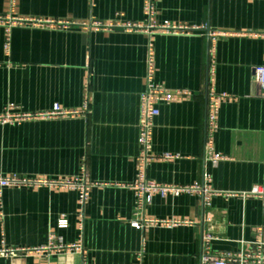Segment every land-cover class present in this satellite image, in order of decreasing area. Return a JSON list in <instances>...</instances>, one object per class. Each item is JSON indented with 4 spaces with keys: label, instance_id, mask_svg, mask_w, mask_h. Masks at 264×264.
<instances>
[{
    "label": "crops",
    "instance_id": "1",
    "mask_svg": "<svg viewBox=\"0 0 264 264\" xmlns=\"http://www.w3.org/2000/svg\"><path fill=\"white\" fill-rule=\"evenodd\" d=\"M158 22L198 28L155 35L90 24L141 23L144 0H0V116L48 114L55 106L78 113L0 124V174L91 184L84 208L87 264H201L202 238L212 252L252 255L264 240V199L227 197L264 190V97L256 70L264 67V0H155ZM15 19L76 24L67 28L14 24ZM86 24L88 28L80 25ZM209 33H226L211 51ZM154 82L191 93L160 105L149 180L161 185H209L220 193L209 207L200 195L159 196L143 213L130 188L137 178L140 99L146 91L149 45ZM221 105L207 145L209 73ZM92 103L87 113V95ZM210 152L222 156L215 163ZM82 208L75 191L6 189L0 200V250L37 248L51 234L80 240ZM184 222L136 230L142 218ZM0 264H83L79 254H0ZM251 264V263H249Z\"/></svg>",
    "mask_w": 264,
    "mask_h": 264
},
{
    "label": "built area",
    "instance_id": "2",
    "mask_svg": "<svg viewBox=\"0 0 264 264\" xmlns=\"http://www.w3.org/2000/svg\"><path fill=\"white\" fill-rule=\"evenodd\" d=\"M144 20L141 23H110L102 25L99 23H91L90 28L95 31L101 29L111 30L114 28L123 29L127 32H144L150 36L152 40L155 35H168V34H181L188 31H196L198 28H189L187 26L172 25V24H160L158 22V13L155 0H144L143 6ZM4 20L0 18V23ZM14 24H25L33 27H47L55 28L76 25L71 23L54 22L48 20H33V19H15ZM81 27L88 28V25L82 24ZM230 36L226 33H209L211 42V51L214 53V47L218 39ZM257 80L261 92L264 97V67L256 70ZM155 75V55L152 45H149L145 81L146 91L141 94L140 99V137H139V155L137 158V178L135 183L130 188L135 193V209L138 214L144 212L145 208L153 202V199L157 196L165 198L168 196L179 197L184 194L200 195L203 199L204 207H209L211 201L220 195V193L213 190L209 185H193V186H175V185H161L157 184L147 177V171L154 162L171 161L176 158L171 154L164 156H158L152 151V138L154 129V120L159 116L160 105H169L175 102L182 101L191 96V93L184 90H178L175 92L169 91L164 86L158 85L154 82ZM214 76L213 70L209 73V89H208V107H207V121H206V136L207 145H211L213 134L218 129L219 115L221 105L227 100L226 95H217L214 93L211 87L212 79ZM92 98L88 94L86 97L84 110L82 113H87ZM16 107L10 106L7 108L5 114L0 116V124H19L24 121L33 120L36 118H53V117H65L72 116L78 113L67 112L61 110L59 106H55L53 111L48 114H25L15 113ZM210 158L215 162H220L223 158L220 155H214L210 152ZM91 184L86 180V168L83 165V173L80 178L68 179V180H48L39 178H24L19 176H3L0 174V200L2 198V192L6 189H49V190H68L75 191L79 196V204L82 208V212L79 215V230L81 238L76 244H66L62 238L55 234H51L47 244L37 248H24V249H3L0 250V254L5 257H11L16 254H24L28 256H52L56 254H79L82 257L83 264H87V253L83 246V230H84V208L89 200V192ZM227 197H259L264 199V190L256 188L250 194H227ZM185 225L184 222L178 221H165V220H153L142 218L140 221L131 222V226L136 230H144L150 227H161L166 229H172ZM261 237V234H260ZM259 237V240L255 243L256 251L252 255H247L244 251H240L236 254H215L211 249V242L214 240L212 236H204L202 238V254L201 264H264V240ZM143 254L137 255V261L142 263Z\"/></svg>",
    "mask_w": 264,
    "mask_h": 264
}]
</instances>
